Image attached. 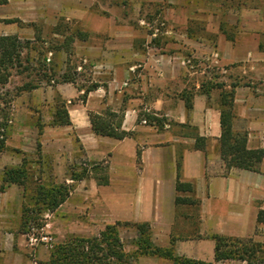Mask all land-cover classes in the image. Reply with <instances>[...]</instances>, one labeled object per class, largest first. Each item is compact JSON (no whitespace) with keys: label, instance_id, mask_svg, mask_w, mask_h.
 Wrapping results in <instances>:
<instances>
[{"label":"crops","instance_id":"0c3cea01","mask_svg":"<svg viewBox=\"0 0 264 264\" xmlns=\"http://www.w3.org/2000/svg\"><path fill=\"white\" fill-rule=\"evenodd\" d=\"M93 1L0 4V34L32 33L29 24L18 21L60 24V36L68 23L86 32L76 53L88 60L96 86L83 99L76 83L52 87L65 102L70 123L46 128L52 137L46 136L49 142L40 150L56 175L75 158L101 161L108 182L97 184L93 177L75 182L55 209L53 235L61 241L96 235L115 221H145L153 245L202 261L213 260L214 234L264 242V224L256 223L258 208H264V157L257 170L226 168L218 140L220 91L235 83L231 129L246 134L247 148H264L263 12L248 2L212 12L202 0H142L169 6L168 29L158 42L164 53L154 54L143 49L147 34L136 15L98 12ZM189 54L199 59L195 71L180 58ZM205 59L226 73L210 77ZM105 109L121 114V128L131 134L116 139L93 133L88 111ZM143 114L151 121L141 122ZM196 136L204 138L203 149L194 147ZM177 178L192 189L176 191ZM177 194L189 201L175 203ZM22 199L16 184L0 191V264H49V249L30 247L21 230ZM132 264L172 263L152 254L139 255Z\"/></svg>","mask_w":264,"mask_h":264},{"label":"trees","instance_id":"16d2710c","mask_svg":"<svg viewBox=\"0 0 264 264\" xmlns=\"http://www.w3.org/2000/svg\"><path fill=\"white\" fill-rule=\"evenodd\" d=\"M6 0H0L5 3ZM12 21V20H7ZM58 31L60 24L55 26ZM86 32L78 28L72 29L68 34H64L61 39L56 40L55 46L43 47L37 43L39 37L34 40H22L14 34H0V89L3 87L12 74V70L22 73L28 70H35L36 81L46 79L55 82H74V77L70 72L63 71L56 74L54 64L48 60L46 62L45 52L62 49L66 54H70L74 39H85ZM41 42V41H40ZM26 49V52H23ZM29 50L36 51V56L29 57ZM39 79V80H38ZM38 82H24L16 88L15 94L24 89L36 87ZM217 85H221L218 83ZM235 83L228 89L220 91L219 97V156L226 168L236 167L249 170H257L259 161L264 157V148L249 149L246 147V134L244 132L234 133L231 129L232 99ZM96 84L83 87L81 98L93 89ZM5 102V101H4ZM188 107L189 102L185 101ZM90 127L93 133L102 136H109L122 139L130 135L129 131L121 128V114L110 109H105L101 113L88 111ZM146 121H151L148 114H143ZM70 123L68 112L63 101L58 102L52 115V125H68ZM204 138L195 137L194 147L203 149ZM4 148V138H0V150ZM138 158V151L136 152ZM178 168V163H177ZM101 169V168H100ZM85 170L72 172L70 177L80 179L85 176ZM28 173L24 166V160L18 167L4 168L2 171V182L14 183L26 190ZM97 184H106L108 178L106 174L96 177ZM70 186L65 183L43 184L35 183L30 194L29 203H22V226L24 227L30 220H36L39 213L44 209L54 210L68 196ZM190 182L176 180L175 190H191ZM175 203L189 201L188 198L179 196L174 199ZM256 223L264 224V208L259 207L256 213ZM119 225H131L137 232L135 246L131 251H125L118 236L117 227ZM214 257L212 261H202L175 255L172 247H159L153 245L150 240L149 225L147 222L115 221L107 223L98 234L84 236H69L65 241L53 246L49 252V264H132V260L139 255H159L167 258L172 264H215L217 261L225 259L245 260L250 264H262L264 261V242L253 240L252 238H239L214 234Z\"/></svg>","mask_w":264,"mask_h":264},{"label":"rangeland","instance_id":"374dc122","mask_svg":"<svg viewBox=\"0 0 264 264\" xmlns=\"http://www.w3.org/2000/svg\"><path fill=\"white\" fill-rule=\"evenodd\" d=\"M197 1L195 2L194 7L199 5ZM202 1H204L205 7L212 12L223 11L225 9L233 10L235 9V6L248 2L250 5L252 4V6H254L255 12L260 11L264 14V0ZM93 2V7L98 12L112 14L115 17L124 14L136 15L137 19H135V22L147 34V41L145 45H143L145 52H153L154 54L164 53V46L158 47V42L163 41L162 36H164L168 29L165 21L169 7L168 4L142 0H94ZM18 23L24 25L29 24V27L32 30V33L20 34L18 36L19 38L26 41L34 40L35 36H38L39 40L35 44L39 42L43 44V47L45 48L53 45L55 46L56 40L61 39L64 34H68L74 29V26L71 23H68L67 25L69 26V29L66 30V32L63 31L62 36H60L61 28H58L57 33V29H55L56 27L53 25L49 26L38 21H18ZM155 30L156 33L153 35ZM82 40L83 39H74L70 54H66L62 49L55 48V50L46 51L45 57L46 62L50 60V62L55 65L54 69L57 75L61 74L63 71L70 72L74 77V82L72 83H76L77 86L86 87L92 84L88 68L89 62L85 57L76 53V48ZM23 52H26V49H24ZM27 54L29 57H33L36 56V51L29 50ZM180 58H182L185 66L189 67L190 65L192 67H189L190 70L195 71L197 69L199 65V59L197 57L189 54L181 56ZM203 63L206 64L207 68L210 70V77H214L215 73H226L224 67H216L217 63H214L213 61H210L209 63L205 59ZM37 77L38 75H36L35 70L30 69L22 73L12 70L8 82L0 89V138H4V148L0 150V191L7 185L11 184L2 182L1 178L3 169L8 167H18L24 160V166L28 173V178L26 182V190L23 191L22 203L25 202L27 204L29 203V197L35 183H43L45 185L65 183L70 186V192L75 182L83 179L88 180L92 177L96 182L97 176L105 174L103 171L104 166L101 161L91 162L85 158H75L69 161L65 166H61L59 175L55 174V167L51 163V159L48 158V155L41 153L40 146L41 144H47L49 142L46 136H48V138L52 137L51 135L44 133L45 129L58 126L52 125L51 120L56 104L63 101L57 95H53L51 89L56 84L65 82H55L53 80L47 81L46 79H38L39 81H36L35 78ZM24 82H38V84L36 87L24 89L15 94L16 88L21 86ZM57 168L59 167L57 166ZM57 168L56 170H58ZM82 170H85L86 173L84 177L80 179H73L70 177L72 172L77 173ZM54 214L55 209H44L39 213L36 220H30L24 227L21 222V230L23 231L25 239L26 233L31 226L47 224L45 230L52 238L53 246L59 242L65 241L69 236H66L63 240L59 241L51 232ZM133 229L134 227L131 225H119L117 227L118 236L123 247H126H124L125 251H131L135 246L137 233L134 234L135 229ZM51 249H49V251Z\"/></svg>","mask_w":264,"mask_h":264},{"label":"built area","instance_id":"2783aa9c","mask_svg":"<svg viewBox=\"0 0 264 264\" xmlns=\"http://www.w3.org/2000/svg\"><path fill=\"white\" fill-rule=\"evenodd\" d=\"M156 30L153 32L155 35ZM190 68H192L189 65ZM141 122L145 123V119L142 118ZM47 224H41L40 226H31L26 233V241L30 247L37 245H43L48 249L53 247V241L48 232L45 230Z\"/></svg>","mask_w":264,"mask_h":264}]
</instances>
